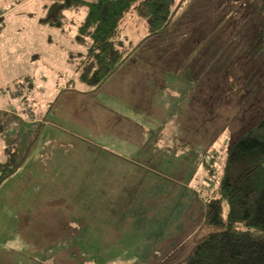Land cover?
<instances>
[{"label":"rangeland","instance_id":"1","mask_svg":"<svg viewBox=\"0 0 264 264\" xmlns=\"http://www.w3.org/2000/svg\"><path fill=\"white\" fill-rule=\"evenodd\" d=\"M57 1L0 0V160L9 147L24 156L0 186V264L182 260L216 229L203 224L204 193L212 194L229 140L264 106V47L247 56L261 29L255 3L175 0L159 36L145 37L130 16L120 42L134 53L123 76L88 92L69 62L82 49L74 37L84 13L67 12L64 29L38 23ZM188 20L190 34L171 38ZM164 44L158 57L142 54ZM172 138L190 144L174 152ZM184 155L185 178L193 174L175 183L166 160ZM56 201L62 225L39 214ZM82 219L84 227L72 224ZM59 255L67 261L56 263Z\"/></svg>","mask_w":264,"mask_h":264},{"label":"trees","instance_id":"2","mask_svg":"<svg viewBox=\"0 0 264 264\" xmlns=\"http://www.w3.org/2000/svg\"><path fill=\"white\" fill-rule=\"evenodd\" d=\"M253 1L261 29L253 35L247 56L258 58L264 47V0ZM175 6V0H62L47 5L38 23L64 29L70 21L67 12L84 13L74 37L82 49L72 53L69 62L75 66L78 82L91 92L109 81L134 53V48L120 42L126 20L134 16L146 27L145 37L159 36ZM190 23H181L184 27L171 38L184 40L191 32ZM165 45L144 50L156 52ZM189 144L184 142L185 147ZM14 148H7L0 160V186L23 165L24 156ZM206 169L211 176V166ZM218 177L212 194L204 193L203 216V224L216 229L201 234L182 260L172 259L170 264H264V106L237 139L229 140Z\"/></svg>","mask_w":264,"mask_h":264},{"label":"crops","instance_id":"3","mask_svg":"<svg viewBox=\"0 0 264 264\" xmlns=\"http://www.w3.org/2000/svg\"><path fill=\"white\" fill-rule=\"evenodd\" d=\"M142 54H150L149 57H152V58L158 57V53L157 52H151V51H148V50L144 51ZM126 65H128V61L126 63H124L119 69H117V71L115 72V74L109 80L110 81L117 80L118 79V75H122L123 76V74L121 73V71H122V69H124L126 67ZM151 71L153 72L154 70H151ZM152 87L153 88H157L158 87L156 81H153ZM128 88L129 87H124V88L122 87L121 90L122 91H127ZM133 141L140 142V141H142V138L140 136L139 137L137 136ZM184 142L185 141L183 140V138H172V143H175L171 147L172 150L174 152H178V151L183 152L187 148V147L184 146ZM135 144L138 145L139 147H142L144 145V144H139V143H135ZM166 161L169 162V165H170V167L173 170V176L175 177V179H173V182L180 183V182H189L190 181L193 172L191 174H189L188 175V178L186 179L185 178L186 177V171L182 168L185 165L186 161H187L186 158H185V155L179 159V164L173 163L170 160H166ZM204 163H205L204 161L201 162L202 175L205 176V177H209V174H208L207 169L206 168L204 169ZM159 164H160V162H158V163H156L154 165L159 166ZM61 202L62 201L53 202L54 207L53 206H49V205H45L44 207H42L40 209L39 214L41 216H49V215L56 216V218H60V222L58 224H56V225H62V224H64V220L61 217L62 212L60 211V209L58 207V203H61ZM88 221H89V219H82V220L74 221V222H72V224L74 226H83L84 227L87 224ZM108 222H110V219H108ZM57 254H60V253H57ZM55 259H56V263L57 262L63 263V262H66L67 261V260L62 259V257H60V255H59V257L56 256ZM48 261L49 260H47L45 263L44 262H40V263L41 264H46ZM2 263H4V261ZM11 263H12V261H11Z\"/></svg>","mask_w":264,"mask_h":264}]
</instances>
